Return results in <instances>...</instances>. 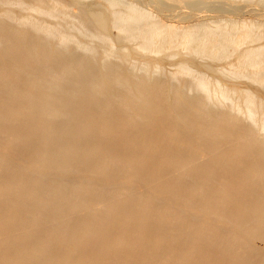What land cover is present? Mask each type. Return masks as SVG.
Here are the masks:
<instances>
[{
  "label": "bare ground",
  "instance_id": "6f19581e",
  "mask_svg": "<svg viewBox=\"0 0 264 264\" xmlns=\"http://www.w3.org/2000/svg\"><path fill=\"white\" fill-rule=\"evenodd\" d=\"M0 264H264V0H0Z\"/></svg>",
  "mask_w": 264,
  "mask_h": 264
}]
</instances>
